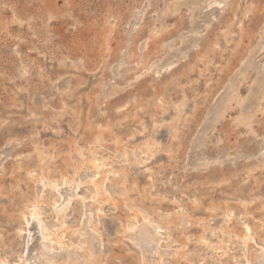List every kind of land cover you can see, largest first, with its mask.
Instances as JSON below:
<instances>
[{"label":"rangeland","instance_id":"374dc122","mask_svg":"<svg viewBox=\"0 0 264 264\" xmlns=\"http://www.w3.org/2000/svg\"><path fill=\"white\" fill-rule=\"evenodd\" d=\"M0 264H264V0H0Z\"/></svg>","mask_w":264,"mask_h":264},{"label":"bare ground","instance_id":"6f19581e","mask_svg":"<svg viewBox=\"0 0 264 264\" xmlns=\"http://www.w3.org/2000/svg\"><path fill=\"white\" fill-rule=\"evenodd\" d=\"M92 166L94 168H98L97 166V163L95 162H92L91 163ZM95 177V176H94ZM93 177V178H94ZM70 180L66 179V178H63L62 179V184H68ZM55 188H57V184L56 183H53ZM60 185V184H59ZM99 189V188H97ZM41 216H42V213L40 211V207L37 205V204H34L32 205L31 207L28 208V214L27 215H23V222L25 224V231L27 233V235L30 237L31 236V233H34L35 231H39V233L41 232V230H43L44 228L42 227V222L41 221ZM45 223V222H44ZM46 229V228H45ZM59 229V228H58ZM23 232V231H22ZM49 232V231H48ZM246 234L249 233V229L246 228L245 230ZM20 234V233H19ZM42 235V234H41ZM250 235V234H249ZM34 236V235H33ZM43 236V235H42ZM56 236V235H55ZM46 237V236H45ZM59 237V236H58ZM48 239L51 241V242H57L58 240L55 239V237H48ZM241 240V239H240ZM52 244V243H51ZM57 244V243H56ZM44 246V245H43ZM40 247V246H39ZM38 249V248H37ZM39 250V249H38ZM37 250V251H38ZM43 254V253H42ZM31 255L34 256V252L32 250L31 252ZM37 256V255H36ZM3 260V259H2ZM6 261V260H5ZM4 261V262H5ZM3 262V261H2ZM1 262V263H2Z\"/></svg>","mask_w":264,"mask_h":264}]
</instances>
